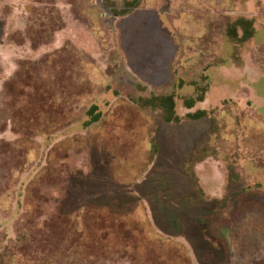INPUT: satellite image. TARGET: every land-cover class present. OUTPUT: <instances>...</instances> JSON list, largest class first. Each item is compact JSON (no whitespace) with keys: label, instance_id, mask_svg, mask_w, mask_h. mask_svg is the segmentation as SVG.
<instances>
[{"label":"rangeland","instance_id":"obj_1","mask_svg":"<svg viewBox=\"0 0 264 264\" xmlns=\"http://www.w3.org/2000/svg\"><path fill=\"white\" fill-rule=\"evenodd\" d=\"M124 1L0 0V264H264V0Z\"/></svg>","mask_w":264,"mask_h":264},{"label":"trees","instance_id":"obj_2","mask_svg":"<svg viewBox=\"0 0 264 264\" xmlns=\"http://www.w3.org/2000/svg\"><path fill=\"white\" fill-rule=\"evenodd\" d=\"M109 6L112 5V0H104ZM144 0H125L124 1V9L122 10H113V14L118 17H124L129 14H131L133 11L137 10L143 3ZM203 74L200 75L197 82H195L196 85H198V89L194 91L189 97H187V108H192L195 106L196 102L203 101V97L205 96V93L208 91V88H210V82L209 79L207 80V76H204ZM200 89V90H199ZM152 100V99H150Z\"/></svg>","mask_w":264,"mask_h":264}]
</instances>
